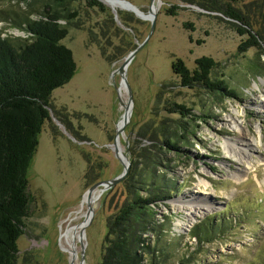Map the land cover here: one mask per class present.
<instances>
[{
    "label": "rangeland",
    "instance_id": "1",
    "mask_svg": "<svg viewBox=\"0 0 264 264\" xmlns=\"http://www.w3.org/2000/svg\"><path fill=\"white\" fill-rule=\"evenodd\" d=\"M118 1L150 16L151 0ZM205 1L219 8L226 3ZM99 2L103 11L84 3L53 6L58 13L66 14L67 8L77 15L67 24L68 35L62 41L72 51L77 69L71 81L51 95V121L42 127L28 171L35 203L25 221V235L18 240L16 264H70L75 253H70L69 243L77 253L73 264L80 263V225L87 211L85 194L92 185L86 174L99 183L123 171L111 145L124 113L119 98L124 104L129 99L124 79L133 101L119 142L128 159L131 142H142L137 137L142 127L163 118L178 119L163 111L164 101L182 104L196 115L187 121L196 139L183 146L186 157L175 170L182 189L156 208L160 223L168 218L161 239L169 244L168 251L173 250L167 259L160 258V264L185 259L187 264H264V107H259L264 97V0L230 3L244 23L221 10L202 9L198 3L204 0H154L152 32V22L134 10ZM44 11L38 0H0L2 36L25 38L15 26L24 16L36 19ZM6 16L10 19L4 20ZM250 34L257 46H249ZM144 42L123 79L118 69ZM201 57L216 63L211 80L225 81L236 96L180 86L172 64L181 60L193 71ZM161 91L164 98L158 101ZM231 121L238 122V127L230 126ZM238 140L254 146L244 147L249 154L242 155L247 157L241 163L235 146L230 145L235 158L224 151L225 142ZM99 194H93V213L82 239L83 264L101 263L107 218L122 202L123 187L119 183ZM193 206L197 214L191 221ZM225 222L210 243L199 244L193 237L196 226Z\"/></svg>",
    "mask_w": 264,
    "mask_h": 264
},
{
    "label": "trees",
    "instance_id": "2",
    "mask_svg": "<svg viewBox=\"0 0 264 264\" xmlns=\"http://www.w3.org/2000/svg\"><path fill=\"white\" fill-rule=\"evenodd\" d=\"M38 1L44 4V13L36 19L24 16L15 26L24 32L25 38L2 36L0 31V264L17 262L18 240L25 235V221L31 217L35 203L29 192L28 171L42 127L51 121V95L67 85L77 69L72 51L62 44L68 35L67 24L77 15L67 8L66 14L58 13L53 6L84 3L91 9H104L97 0ZM224 1L220 8L215 3L208 5L205 0L198 6L213 12L221 10L228 18L244 23L230 6L236 0ZM62 21L66 24L62 25ZM249 37L253 41L249 46H257L254 36ZM215 65L212 58L201 57L195 61L193 71L181 60L172 64V70L183 88L201 86L222 97L236 96L225 81L211 80ZM163 98L161 91L158 101ZM163 111L178 119L151 121L137 134L142 142L130 144L129 171L120 183L123 200L107 218L106 246L100 264H160L161 257L167 259L173 252L168 251L169 244L161 239L168 218L160 223L156 208L182 189L175 170L186 157L183 146L196 139V132L189 130L187 123L196 115L188 107L169 100L164 101ZM90 174L85 179L94 185L97 182ZM226 223L196 226L193 237L199 244L210 243ZM178 262L187 264L189 259Z\"/></svg>",
    "mask_w": 264,
    "mask_h": 264
},
{
    "label": "water",
    "instance_id": "3",
    "mask_svg": "<svg viewBox=\"0 0 264 264\" xmlns=\"http://www.w3.org/2000/svg\"><path fill=\"white\" fill-rule=\"evenodd\" d=\"M108 2L112 3V2H119V3H125L127 4L129 7L136 9L135 7H133L131 4L124 2V1H118V0H107ZM154 0H151V5H150V9H149V13L150 16H141L144 19L150 20L152 22V26H151V32L153 31L154 28V21H155V13L152 12V8L154 7L153 5ZM137 10V9H136ZM149 38V37H148ZM146 42V41H145ZM142 43L139 47H137L136 50H134L133 52H131L127 58L125 59L124 63L121 65V67L118 69V73L121 75V77L124 79L125 76V72H126V68L127 66L131 63V61L133 60V58L135 57L136 53L143 47V45L145 44ZM124 84L125 86L123 87L124 89H127L128 91V95H129V99L127 101V103H123L121 101V99L119 98V102L120 104L123 106L124 108V113L122 115V120L120 122V126H118L117 130H116V134H115V138L113 141V144L111 145V149L114 153L115 158L120 162V164L123 167V171L120 175H118L117 177L111 179V180H106V181H102L99 183L94 184L93 186H91L87 191L85 196L87 197V203H86V207H87V211H86V215H85V219L83 221L84 226L80 232V248H81V258H80V263L79 264H83L84 263V245L82 243V239L84 238V232H85V228L89 225V222L91 220L92 217V213H93V207H92V197L93 194L96 191H99L100 194L103 193L104 191H107L109 189H111L113 186L121 183L125 177L127 176V173L129 171V167H130V161L127 157V155H123V158L120 157L119 152L117 150V140L119 138V136L121 134H123L125 127L128 125L129 123V118H130V114H131V109H132V92L130 87L128 86V84L126 83L125 79H124ZM120 95V93H119ZM99 194V196H100ZM75 261L74 256L71 255V261L70 264H73Z\"/></svg>",
    "mask_w": 264,
    "mask_h": 264
},
{
    "label": "bare ground",
    "instance_id": "4",
    "mask_svg": "<svg viewBox=\"0 0 264 264\" xmlns=\"http://www.w3.org/2000/svg\"><path fill=\"white\" fill-rule=\"evenodd\" d=\"M99 1H102L103 3H109V5L110 6H112V7H120V8H124V9H129V10H134V12H136L138 15H140V16H143L144 14H142V13H140V11H137L136 9H133V8H131V7H129L127 4H125V3H119V2H112V3H110V2H108L107 0H99ZM155 10L156 9H152V12L154 13L155 12ZM124 91V90H123ZM120 93H122V88H120ZM261 109H263V107H264V97H263V100L261 101V105L259 106ZM235 114L236 115H238V112L237 111H235ZM120 126V125H119ZM230 126H232L233 128H237L238 127V122H236V121H231L230 122ZM241 143V145H238L239 143ZM238 142H225L224 143V151H225V153H226V155H228L229 157L231 156L232 158H235L236 157V152L235 151H232L231 152V147H230V145H233V146H235V150L238 152V153H240L241 155L240 156H238V158H236L237 160H239V162H240V160L241 159H245L242 155H244V153H248V150H247V148H244L245 146L246 147H251V148H254V146H253V144H252V146H251V144H248L247 142L245 143V141H243V140H238ZM243 143V144H242ZM253 143V142H252ZM245 144V145H244ZM117 150H118V152H119V155H120V157L121 158H123V149H122V147H121V145H120V142H119V138H118V140H117ZM252 151V150H251ZM249 154V153H248ZM251 154V153H250ZM242 157V158H241ZM250 158V157H249ZM249 160V159H248ZM243 161V160H242ZM245 161H247V160H245ZM241 163V162H240ZM246 172V171H245ZM246 175H247V173H246ZM237 178H239L240 176H236ZM100 193V192H99ZM87 200V199H86ZM181 204V203H180ZM192 205V204H191ZM193 208V210H191L192 212H189V214H190V220L192 221V219L194 218V216H196V214H197V212H195L196 211V209L197 208H195V206H193L192 207ZM196 213V214H195ZM81 227L82 226H84V223H82L81 225H80ZM67 233H65L64 235H66ZM70 241V238L68 237V239H67V242L69 243V241ZM69 245V251H70V253H75V254H73L72 256H74V258H76L77 257V253L76 252H74L75 250H73V246L69 243L68 244Z\"/></svg>",
    "mask_w": 264,
    "mask_h": 264
}]
</instances>
